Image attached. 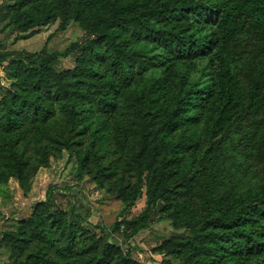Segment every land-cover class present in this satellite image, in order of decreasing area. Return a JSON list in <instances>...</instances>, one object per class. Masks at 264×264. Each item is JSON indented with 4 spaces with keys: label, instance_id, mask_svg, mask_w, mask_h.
<instances>
[{
    "label": "trees",
    "instance_id": "16d2710c",
    "mask_svg": "<svg viewBox=\"0 0 264 264\" xmlns=\"http://www.w3.org/2000/svg\"><path fill=\"white\" fill-rule=\"evenodd\" d=\"M0 1V20L22 37L49 25L62 33L72 22L86 33L63 52H0L11 82L0 89L6 176L26 191L32 160L46 166L67 151L79 180L92 177L125 205L111 232L99 235L84 228L85 218L37 202L0 239L9 264H144L123 244L151 226L159 202L173 227L190 234L155 252L182 264H264L262 188L230 201L202 190L187 215L195 171L233 125L256 118L246 145L264 160V0ZM243 34L253 39L252 58L239 66L235 41ZM73 50L75 66L57 70ZM23 141L27 160L16 150ZM143 193L146 208L127 219Z\"/></svg>",
    "mask_w": 264,
    "mask_h": 264
},
{
    "label": "rangeland",
    "instance_id": "374dc122",
    "mask_svg": "<svg viewBox=\"0 0 264 264\" xmlns=\"http://www.w3.org/2000/svg\"><path fill=\"white\" fill-rule=\"evenodd\" d=\"M2 4V1H0ZM6 20H0V52L10 50L40 51L44 47L53 52H63L73 44L82 41L86 33L77 23L72 22L67 31L55 33L57 25L42 27L32 36L22 37L17 30L5 27ZM55 33V34H54ZM239 53L238 65H244L252 58L253 39L241 35L235 41ZM80 50H73L67 56H60L54 66L57 70H66L75 66L76 56ZM11 85L5 69L0 66V89L5 91ZM256 118L243 120V128L233 125L220 143L208 147L204 162L194 173L195 187L187 197L189 212L193 213L198 205V195L202 190L212 189L225 201L234 200L247 190L262 188L264 190V160L255 153L248 152L246 130L253 131ZM19 157H30L29 146L21 142L16 147ZM115 160L110 156L108 162ZM78 165L70 158L67 151L60 156L51 157L48 165L37 167L34 160L28 171L29 182L25 191L16 177H7L0 166V239L5 230L17 226L18 221L29 217L39 201H48L53 209L66 210L71 218H85L84 228L102 235L100 228H110L122 219L125 205L109 192L108 187L100 188L92 177L85 175L78 179ZM2 177V178H1ZM121 174L119 175V179ZM146 208L144 193L125 213L130 219ZM159 202L151 226L144 229L123 244L125 252L144 264H182L175 255L155 252L159 244L171 236H187L186 229H175L172 219L161 210ZM120 240L123 237L116 234ZM110 240L115 241L113 237ZM117 241V240H116ZM10 256L6 248H0V264H9Z\"/></svg>",
    "mask_w": 264,
    "mask_h": 264
}]
</instances>
